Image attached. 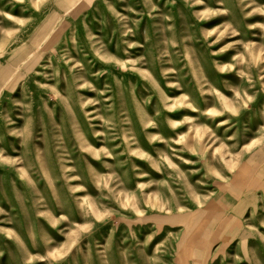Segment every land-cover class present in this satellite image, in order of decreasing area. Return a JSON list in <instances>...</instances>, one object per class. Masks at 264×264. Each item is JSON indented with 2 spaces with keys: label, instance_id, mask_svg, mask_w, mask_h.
Listing matches in <instances>:
<instances>
[{
  "label": "rangeland",
  "instance_id": "rangeland-1",
  "mask_svg": "<svg viewBox=\"0 0 264 264\" xmlns=\"http://www.w3.org/2000/svg\"><path fill=\"white\" fill-rule=\"evenodd\" d=\"M0 264H264V0H0Z\"/></svg>",
  "mask_w": 264,
  "mask_h": 264
}]
</instances>
